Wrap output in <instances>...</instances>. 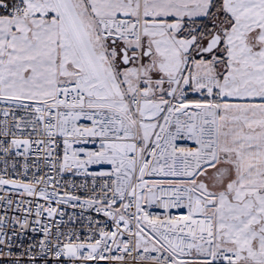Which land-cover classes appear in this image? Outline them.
<instances>
[{
	"label": "snow or ice",
	"instance_id": "snow-or-ice-1",
	"mask_svg": "<svg viewBox=\"0 0 264 264\" xmlns=\"http://www.w3.org/2000/svg\"><path fill=\"white\" fill-rule=\"evenodd\" d=\"M0 264H264V0H0Z\"/></svg>",
	"mask_w": 264,
	"mask_h": 264
}]
</instances>
